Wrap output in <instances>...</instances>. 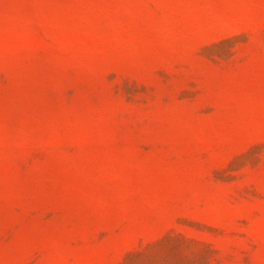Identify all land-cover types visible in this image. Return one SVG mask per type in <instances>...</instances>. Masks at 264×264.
I'll list each match as a JSON object with an SVG mask.
<instances>
[{"label":"rangeland","instance_id":"374dc122","mask_svg":"<svg viewBox=\"0 0 264 264\" xmlns=\"http://www.w3.org/2000/svg\"><path fill=\"white\" fill-rule=\"evenodd\" d=\"M0 264H264V0H0Z\"/></svg>","mask_w":264,"mask_h":264}]
</instances>
